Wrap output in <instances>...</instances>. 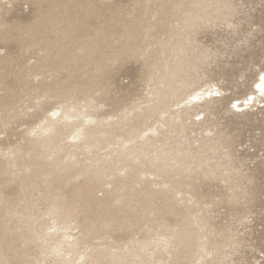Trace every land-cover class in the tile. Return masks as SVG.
I'll return each mask as SVG.
<instances>
[{
  "label": "rangeland",
  "instance_id": "rangeland-1",
  "mask_svg": "<svg viewBox=\"0 0 264 264\" xmlns=\"http://www.w3.org/2000/svg\"><path fill=\"white\" fill-rule=\"evenodd\" d=\"M193 1L0 0V264H264V0Z\"/></svg>",
  "mask_w": 264,
  "mask_h": 264
},
{
  "label": "bare ground",
  "instance_id": "bare-ground-1",
  "mask_svg": "<svg viewBox=\"0 0 264 264\" xmlns=\"http://www.w3.org/2000/svg\"><path fill=\"white\" fill-rule=\"evenodd\" d=\"M193 4L196 6V10L194 12H189V17H183L186 21L192 22L197 20L200 17V9L202 8L203 5V1L202 0H194ZM218 4H226V0H218ZM177 49V48H174ZM188 58L186 57V52L181 50V53H179V56L176 60V64L174 65V67H170L168 64H164V69L162 71L161 74V78L164 80V82L166 83L167 87H171V85L173 84V80L175 77L179 76L184 68V64H186L188 62ZM5 77H7V75L5 74H1L0 75V79L2 78L3 80L5 79ZM261 78H264V72L260 73V77L259 79L256 81L255 86H254V92L249 94L246 98L243 99L244 102L240 103L239 101L234 102V107L237 108V110H242L244 107V105H249V104H253L256 105L257 102H262V98H264V80H262ZM7 87L9 88L8 84H6ZM215 92V93H214ZM219 90H199L198 92H195L194 94H192V99L191 101H201L203 99L207 100V99H211L213 96H217ZM189 100V99H188ZM190 103V102H189ZM0 110H2V107L0 106ZM59 110H55L54 114L56 115L58 113ZM199 115V114H198ZM73 115H70L67 112H64L62 115L56 117V118H52V117H46L45 118V122L44 123H40L39 128L43 131H53L56 130L58 133L63 129V126L65 127V125H63L62 127L59 126V124H61V122H66V120H69ZM96 118L93 117H89L88 120H92L94 121ZM8 121H6V119L4 117L1 118L0 121V125L4 126L6 125ZM80 132V130H78V133ZM136 136V135H135ZM149 138H146L144 143H148ZM151 144V143H149ZM38 143H36V141H33L30 145H28L27 149L25 150V156L21 157V163L27 168V169H34L36 176L29 182L27 179V177L29 176H25L21 178V183L23 182V178H26V184L30 187V189H32L31 191H33L34 188H38L39 189V155L43 156L40 152H39V147H38ZM142 146L140 147H128V155H131L133 152H137L140 150ZM126 150V149H125ZM127 158L126 160V167L129 168L130 170V176L127 179V181L125 182V184H123V187L130 182L131 180H133L135 178V173H136V167L134 166V164H132L131 162L128 163V156H126ZM27 158V159H26ZM14 162H16L14 160ZM15 164V163H13ZM12 162H8L6 164H3L0 162V178H4L3 175H5V173H7V171L9 172V167L13 165ZM151 173L158 175L161 172V167L160 166H156L153 165L151 166ZM88 173V172H87ZM86 174V173H84ZM95 178L99 179V176H95ZM2 182V181H1ZM5 181H3L4 183ZM2 183V184H3ZM2 184L0 183V186L2 187ZM0 191H3V189L1 188ZM73 191H82L78 188H75V190ZM0 203H6V204H12L14 203L13 198H9V197H4L2 196V194L0 193ZM60 204L58 203V200L54 203V205L50 208V212L51 213H55V214H59L60 213ZM30 240L32 242H35L39 237L36 236L34 233H32V235H30ZM0 241L2 242H9V239L5 236L3 237ZM189 240H187L185 243H190L188 242ZM77 244L76 241L71 243V247H75V245Z\"/></svg>",
  "mask_w": 264,
  "mask_h": 264
},
{
  "label": "snow or ice",
  "instance_id": "snow-or-ice-1",
  "mask_svg": "<svg viewBox=\"0 0 264 264\" xmlns=\"http://www.w3.org/2000/svg\"><path fill=\"white\" fill-rule=\"evenodd\" d=\"M262 80H264V78H261Z\"/></svg>",
  "mask_w": 264,
  "mask_h": 264
}]
</instances>
